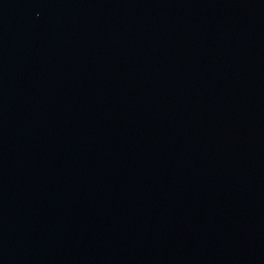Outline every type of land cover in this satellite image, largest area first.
I'll return each mask as SVG.
<instances>
[{
  "label": "water",
  "instance_id": "95a60500",
  "mask_svg": "<svg viewBox=\"0 0 264 264\" xmlns=\"http://www.w3.org/2000/svg\"><path fill=\"white\" fill-rule=\"evenodd\" d=\"M0 264H264V0H0Z\"/></svg>",
  "mask_w": 264,
  "mask_h": 264
}]
</instances>
